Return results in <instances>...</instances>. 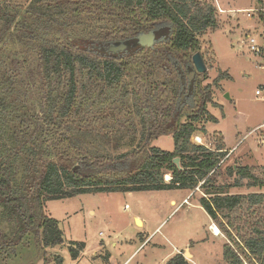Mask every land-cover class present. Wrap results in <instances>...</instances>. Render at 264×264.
Instances as JSON below:
<instances>
[{"label": "trees", "instance_id": "obj_1", "mask_svg": "<svg viewBox=\"0 0 264 264\" xmlns=\"http://www.w3.org/2000/svg\"><path fill=\"white\" fill-rule=\"evenodd\" d=\"M216 26V7L203 0H0V264L29 235L45 248L64 242L50 200L198 186L210 194L199 204L228 238L226 263L264 264V192L227 191L244 180L263 188L264 167L236 163L227 168L233 181L217 185L225 143L193 142L196 122H218L207 108L212 84L201 88L195 75L181 101L199 35ZM149 31L156 42L142 46ZM119 42L127 48L109 50ZM160 135L173 137L174 150L143 155ZM100 139L128 149L89 147ZM84 247L72 241L71 257ZM165 264L191 262L179 252Z\"/></svg>", "mask_w": 264, "mask_h": 264}, {"label": "rangeland", "instance_id": "obj_2", "mask_svg": "<svg viewBox=\"0 0 264 264\" xmlns=\"http://www.w3.org/2000/svg\"><path fill=\"white\" fill-rule=\"evenodd\" d=\"M11 1L24 6L30 2ZM203 1L216 7L217 26L199 35V52L204 55L208 70L195 74L201 88L212 84V101L207 108L218 122L206 117L196 122L199 130L193 136V142L213 149L218 143H225L227 148L226 143L233 147L240 142L235 152L223 159L216 178V184L220 185L233 181L227 175V168L236 163L253 167L257 173L264 167V145L258 139L261 130L251 131L264 122V101L255 95L256 88L264 84V70L247 47L240 46L245 34L260 29V14L245 9L258 8L264 0ZM219 7L225 11L221 12ZM224 73L227 75L219 80L220 85H215L216 79ZM188 96L185 90L183 101ZM91 143L90 148L99 147L110 153L128 149L115 150L114 144H107L102 139L91 140ZM153 146L173 151V137L152 138L142 154ZM165 179H169V175ZM243 182L242 187H231L227 191L264 192V187H249L247 180ZM201 196L210 194L198 186L194 191L191 188L127 192L117 189L53 199L46 203V210L59 220L64 242L45 248L36 237L29 235L26 243L19 245L14 255H5L3 261L5 264H59L57 257L62 256L63 264H165L179 250L188 252L187 259L191 264H227L223 246L228 238L222 232L218 237L214 235L212 225L215 223L199 204ZM187 197L189 204L184 203ZM135 216L144 221V225L137 222ZM72 241L85 243L75 260L68 249ZM244 264L250 263L245 261Z\"/></svg>", "mask_w": 264, "mask_h": 264}, {"label": "built area", "instance_id": "obj_3", "mask_svg": "<svg viewBox=\"0 0 264 264\" xmlns=\"http://www.w3.org/2000/svg\"><path fill=\"white\" fill-rule=\"evenodd\" d=\"M219 10L221 12H224L225 10L219 7ZM246 11L254 12V14H260L259 22H260V29H254L253 31L245 34L244 39L241 41L242 45L241 47L246 46L247 50L257 58L258 66L264 70V4H262L258 8H250L245 9ZM240 11H244V9H241ZM255 95L259 96L260 98L264 99V84L260 85L255 90ZM264 127V123L261 126L256 127L253 129V132H257L259 130H262ZM259 135V134H258ZM197 139L200 140V138L197 136ZM259 141L264 145V136L259 135ZM171 176H169V179ZM167 179V180H169ZM184 203L189 204L188 197L184 200ZM212 231L215 236H219L220 233H218L214 228H212ZM98 264V263H97ZM99 264H108L107 262H101Z\"/></svg>", "mask_w": 264, "mask_h": 264}, {"label": "water", "instance_id": "obj_4", "mask_svg": "<svg viewBox=\"0 0 264 264\" xmlns=\"http://www.w3.org/2000/svg\"><path fill=\"white\" fill-rule=\"evenodd\" d=\"M155 33L154 32H150V33H147V34H142L139 36L138 38V42L141 44V45H149V46H152L154 41H155ZM127 48V44L125 43H120L118 45H112L109 50L111 51H123ZM193 63L195 65V68H196V71L197 72H200V73H204L208 70V67H207V64L205 62V59H204V55L202 54V52H197L193 55ZM194 73V72H193ZM193 73H191V76L193 75ZM226 96L229 97V94H226ZM174 162L180 167V158H175ZM136 221H140L138 220V218L136 219ZM185 257L188 258V252H185Z\"/></svg>", "mask_w": 264, "mask_h": 264}, {"label": "flooded vegetation", "instance_id": "obj_5", "mask_svg": "<svg viewBox=\"0 0 264 264\" xmlns=\"http://www.w3.org/2000/svg\"><path fill=\"white\" fill-rule=\"evenodd\" d=\"M150 32H154V31H149V32H145V33H142V34H147V33H150ZM155 33V32H154ZM142 34H140V35H142ZM139 35V36H140ZM156 35V34H155ZM139 36H138V38H139ZM156 42V37H155V41H154V43ZM120 43H122V42H119V43H116V44H113V45H118V44H120ZM154 43H153V45H154ZM152 45V46H153ZM143 46V45H142ZM144 46H146V47H151V46H149V45H144ZM111 47V46H110ZM109 47V48H110ZM113 52H119V51H113ZM192 61H193V57H192ZM193 66H194V69H192L191 71H190V73L188 74V76L187 77H185V76H183L182 77V83H183V88H182V91H181V101H183V99H182V95L184 94V92H185V90H186V82H187V80H189V81H191L192 79H193V77H194V75H196L195 73L197 72L196 71V68H195V65H194V63H193ZM194 72V73H193ZM191 73H193V75L191 76ZM197 73H200V72H197ZM205 73V72H204Z\"/></svg>", "mask_w": 264, "mask_h": 264}, {"label": "crops", "instance_id": "obj_6", "mask_svg": "<svg viewBox=\"0 0 264 264\" xmlns=\"http://www.w3.org/2000/svg\"><path fill=\"white\" fill-rule=\"evenodd\" d=\"M257 97H259V96H257ZM262 100L264 101V99H262ZM263 123H264V122H263ZM263 123L258 124L257 126H255L254 128H252L251 131H252L253 129H255L256 127H258V126L263 125ZM259 135L264 136V127L262 128L261 133H260ZM259 135H258V137H259ZM258 139H259V138H258ZM239 143H240V142L236 143L233 147H228V145H227V143H226V146H227L226 150L228 151V154H227L226 158L229 157V156H231V155L235 152L234 149L237 147V145H238ZM222 162H224V160H223ZM137 218H138V217L135 216V219H137ZM142 223H143V225H144V221H143ZM216 237H218V236H216ZM177 253H179V250L177 251ZM177 253H176V254H177ZM184 254H185V253H184ZM173 256H174V255H173ZM171 257H172V256H171ZM171 257H170V258H171Z\"/></svg>", "mask_w": 264, "mask_h": 264}, {"label": "bare ground", "instance_id": "obj_7", "mask_svg": "<svg viewBox=\"0 0 264 264\" xmlns=\"http://www.w3.org/2000/svg\"><path fill=\"white\" fill-rule=\"evenodd\" d=\"M140 222H141V221H140ZM141 223H142V222H141ZM212 228H214L218 233H221L220 228H219L216 224L212 225Z\"/></svg>", "mask_w": 264, "mask_h": 264}]
</instances>
